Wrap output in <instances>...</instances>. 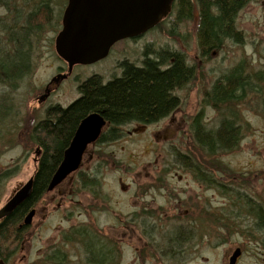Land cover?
Instances as JSON below:
<instances>
[{
    "label": "rangeland",
    "instance_id": "rangeland-1",
    "mask_svg": "<svg viewBox=\"0 0 264 264\" xmlns=\"http://www.w3.org/2000/svg\"><path fill=\"white\" fill-rule=\"evenodd\" d=\"M171 13L165 23L140 37L117 42L107 57L91 65H77L70 74L54 51L61 17L58 31L46 32L42 42L34 43L32 74L25 84L7 94L14 115L0 126V174L15 172L0 180V207L36 169L37 148H29L26 129L41 119L49 106L64 108L76 100L82 81L98 75L106 83L120 76V64L126 61L140 65L147 47L149 53L160 49L179 51L197 70L194 83L177 92L180 105L166 118L150 126L128 124L122 127L120 139L89 146L78 172L94 171L98 196L81 187L78 172L67 177L37 205L19 250L0 264H88L79 245L62 240L76 227L88 228L86 224H94L95 234L107 239L113 264H229L236 248L242 251L237 264H264V226L258 225L253 214L261 205L264 208L263 98L255 97L242 108L238 148L212 160L222 172H211L210 178L215 182L224 174L235 177V196L230 188L227 194V189L205 186L191 172L174 165L169 155L172 147L189 153V120L199 110L203 109L206 127L216 128V114L209 105H203V99L221 73L244 61L247 74L260 71L264 75V0H253L238 13L235 23L241 32L240 43L227 41L208 59L198 55L196 9L193 7V20L179 27L170 23L174 19ZM172 25L177 31L173 39L166 33ZM59 76L65 78L48 86ZM1 91L9 92L3 87ZM206 166L201 164L202 170L210 173ZM223 183L233 186L234 180ZM221 215L230 220L223 221ZM224 222L230 223L228 229ZM174 232L181 238L189 235L191 240L171 250V261L167 257L164 260L168 237ZM150 244L155 248L159 244L161 256ZM62 254L64 258L59 260Z\"/></svg>",
    "mask_w": 264,
    "mask_h": 264
},
{
    "label": "trees",
    "instance_id": "trees-1",
    "mask_svg": "<svg viewBox=\"0 0 264 264\" xmlns=\"http://www.w3.org/2000/svg\"><path fill=\"white\" fill-rule=\"evenodd\" d=\"M251 1L175 0L171 13L174 19L169 22L179 27L193 20L194 7L197 12L195 37L198 55L208 59L211 53L223 49L227 41L240 43L241 32L236 27V17ZM65 4L66 0H0V87L9 90L0 93V126H4L5 121L14 115L7 94L25 84L32 74L34 43L42 42L46 32L58 31ZM174 25L166 32L171 39L177 35ZM151 52L148 47L145 49L140 65L122 62L121 75L106 83L98 75L88 77L78 85L79 97L75 101L64 108L49 106L44 116L26 129L27 141L31 144L29 148L38 147L40 156L32 193L0 223V263L8 262L19 250L28 230L22 226L23 220L47 194L50 179L83 118L92 113L102 116L106 128L97 141L102 145L120 139L122 127L128 124H155L178 108L180 99L177 92L194 83L197 66L188 64L179 51L160 49L157 53ZM244 64L240 61L221 73L212 81L210 89L204 92L203 105H209L215 112L216 128L206 127L201 109L189 120L188 133L192 141L189 153L175 147L170 149L169 155L173 157L170 160L174 165L191 172L201 182L215 184L210 178L211 172L222 171L212 160L216 155L238 148L242 138V108L255 97L264 100L263 72L247 74ZM204 163L207 164L205 168L210 170L207 176L201 168ZM13 174V170H6L0 174V180H6ZM77 175L81 187L98 196L99 182L94 171L90 174L78 172ZM223 176L226 178V174ZM225 193L229 194V190ZM230 194L234 196L232 191ZM253 213L260 224L264 223L262 205ZM220 217L225 222L230 220L224 215ZM225 222L223 226L228 229L230 223ZM94 226L86 224V229L76 227L71 235H64L62 240L66 238V244L79 245L88 264H113L109 242L95 234ZM181 237L176 232L170 234L166 254H156H162L164 260L169 257L167 259L171 261V249L176 250L191 240L189 235ZM158 250L161 251L160 248ZM56 253L52 254L59 258ZM62 258L63 254L59 260ZM48 260L51 261V257Z\"/></svg>",
    "mask_w": 264,
    "mask_h": 264
},
{
    "label": "water",
    "instance_id": "water-1",
    "mask_svg": "<svg viewBox=\"0 0 264 264\" xmlns=\"http://www.w3.org/2000/svg\"><path fill=\"white\" fill-rule=\"evenodd\" d=\"M174 1L66 0L60 30L54 39L55 54L66 64L67 74L76 65L96 63L107 57L115 43L140 37L155 28L171 13ZM65 76L52 79L48 86L57 84ZM105 124L102 116L97 113L89 114L81 120L50 179L47 192L54 190L78 171L88 146L99 139ZM34 156V162L38 163L39 148ZM35 174L36 169L27 182L15 190L0 207V223L30 196ZM33 215L34 211L31 210L22 226H28ZM238 256L240 251L236 249L229 258V264H235Z\"/></svg>",
    "mask_w": 264,
    "mask_h": 264
},
{
    "label": "flooded vegetation",
    "instance_id": "flooded-vegetation-1",
    "mask_svg": "<svg viewBox=\"0 0 264 264\" xmlns=\"http://www.w3.org/2000/svg\"><path fill=\"white\" fill-rule=\"evenodd\" d=\"M55 85H57V84H55ZM58 85H59V84H58ZM45 88H46V86L44 87V91H45ZM47 91H48V90H47ZM48 92H49V91H48ZM150 125H152V124H150ZM150 125H145V126H150ZM96 144L99 145V144L97 143V141H96ZM169 168H170V167H169ZM168 170H170V169H168ZM164 172H165V170H163V173H164ZM204 174L207 176L209 173H208V171L204 170ZM226 178H227L228 180H230V181H231V180H234V185H233V186H232V185H231V186H230V185L228 186V185L224 184L223 181H225V180L227 181V179H225L224 176L220 178L221 180L219 181V183H218L217 181H215V184H214V185H213V184H209V185L212 186L213 189H214V188H217V187H218V184H219L220 189H224V188H222L223 186H224L227 190H229V188H230V190L232 191V193H233L234 196H235V177H234V178H232V177L230 178V177L227 175ZM202 183H203L205 186H209V185H207L206 182H202ZM210 186H209V187H210ZM212 187H210V188H212ZM43 198H44V197H43ZM43 198H42V199H43ZM42 199H41V200H42ZM40 202H41V201H40ZM40 202H39V203H40ZM39 203H38V204H39ZM38 204H37V205H38ZM37 205L32 209L33 211H36V207H37ZM253 214H254V213H253ZM254 215H255V214H254ZM256 220H257V219H256ZM258 225H260V226H264V223L260 224V223L258 222ZM158 228L160 229V227H158ZM186 243H187V242H186ZM187 244H188V243H187ZM158 246H159V244H157V246H156V248H155V247L153 246V244H150V247L153 249L154 253H159V252L161 253L162 250L159 251L158 248H157ZM154 248H155V249H154ZM236 249H239V251H240V256H238V257L236 258V260H235V264L238 263L239 259L241 258V254H242V253H241L242 251L240 250V248H236ZM171 250H172V249H171ZM170 252H171V251H170ZM167 256H169V255L167 254ZM165 258H166V257H165ZM167 258H169V257H167Z\"/></svg>",
    "mask_w": 264,
    "mask_h": 264
},
{
    "label": "bare ground",
    "instance_id": "bare-ground-1",
    "mask_svg": "<svg viewBox=\"0 0 264 264\" xmlns=\"http://www.w3.org/2000/svg\"><path fill=\"white\" fill-rule=\"evenodd\" d=\"M77 66V65H76ZM67 67V66H66ZM75 67V66H74ZM66 73H67V68H66ZM100 115V114H99ZM101 116V115H100Z\"/></svg>",
    "mask_w": 264,
    "mask_h": 264
}]
</instances>
